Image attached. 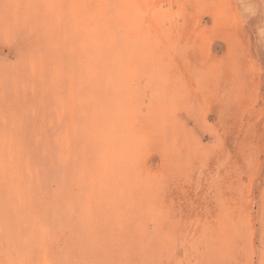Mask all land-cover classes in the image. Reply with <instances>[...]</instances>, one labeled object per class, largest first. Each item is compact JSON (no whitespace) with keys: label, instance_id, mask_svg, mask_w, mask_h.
<instances>
[{"label":"rangeland","instance_id":"374dc122","mask_svg":"<svg viewBox=\"0 0 264 264\" xmlns=\"http://www.w3.org/2000/svg\"><path fill=\"white\" fill-rule=\"evenodd\" d=\"M33 1L36 2L37 0H0V47L3 48H0V63L4 62V64H0V68L4 65L7 69V65L9 66L7 72L10 71L9 74L6 73L3 66V69H0V96L2 98L7 95L4 99L8 104L5 107L6 102L2 104L3 100H0V105H3L4 110H0V116L4 114L1 116L2 118L0 117V130H6L5 132L0 131L4 135L0 133V143L5 142L3 145L7 148L6 152L2 148L0 160L7 151H10L11 156L9 157L13 158L11 152L13 151L15 153L13 154L15 155L14 158L19 159L18 154L22 156L23 150L25 156L28 154L26 161L31 166L36 163L35 169L43 164V168L41 166V169L36 170L40 178L38 176L36 179L37 172L33 174H35L36 182L45 178L46 183L40 187L41 183L37 182V184L35 183L37 188L29 187L28 192H32L30 197L24 185L19 182L18 186L20 184L22 188L20 190H23L24 187V193L28 197H24L25 194L22 195L23 193L18 190L20 188L18 186L7 187L6 178H3L4 174L7 177L8 174L6 176V173L12 166L16 170L18 166L21 167L19 169H22V166L24 169V162L26 161L24 155L23 158L21 157L22 162L21 158L19 160H14V158L12 160L11 158L10 160L7 157L9 154L5 155L4 158H7V162L13 161V163L9 162L11 168L6 170L2 166L4 174L0 170V264H96L97 262L99 264H126L129 263L128 261H131V264H264V0H101L102 2L109 1L110 7L116 6V4L117 7H120V13L111 11L109 17L113 21L114 17L119 16L127 22L126 35L129 38L121 42L109 43L111 58L106 59L111 60L98 63L96 66L100 82L98 88L101 89L102 95H92L93 99H99L97 103H94V100L90 103L86 98L88 104L84 99L88 95V92L86 94L84 90V81L91 65L88 64V60L95 61L97 59L93 58L91 50L92 41L97 40L94 35L97 33L99 36L101 34L123 33L125 28L112 25L110 30H95L89 27L90 22L98 21L99 18L104 17L89 12L88 6H92L89 5L90 0H78L76 3V0H60L59 2L55 0L58 5H54L55 2L53 1L54 6L51 7L49 5L50 0L47 1L48 3L46 0H38L40 4L46 2L47 5L44 3L41 4V7H37L40 4L36 3L35 6L34 2L30 12L28 9H30ZM24 3H28L30 6L25 4V7ZM18 4H20V8L17 7L18 12L22 5L23 8H26L21 9L24 10L21 11L23 14L19 12L20 15H18L16 11ZM59 4L60 8L56 7ZM42 6L45 7H43L44 9H49L45 10V13H41ZM7 8L8 10H6ZM84 9L85 11H83ZM48 10L56 14L53 12L51 14ZM36 11H39L40 14H34ZM46 11L51 16L54 14L55 17L52 16V20H50L48 13L44 16ZM23 15H26L27 19L23 18ZM41 15L47 20H42ZM34 23L36 24L34 25ZM58 23L60 24L59 27L56 25ZM11 28L13 34L9 32ZM43 28H45L46 33L42 31ZM57 30L59 35L62 32L66 34L65 36L58 35L61 41L55 32ZM32 31L34 33L40 31L37 33L39 39ZM50 31L52 35L49 33ZM23 33L26 34V40L20 35ZM54 33L59 40L56 39ZM46 35H49L47 37L51 42L55 44L57 42L56 46L59 44V49L55 46L54 52L52 47V52L59 59L53 53L50 56V50L49 52L46 51L51 48L48 47L49 44L51 46L53 44L48 41ZM79 36L80 39H78ZM89 36H93V39L88 40ZM33 37L35 41H32L34 40ZM69 37L74 41L73 43L76 42L73 47H71L72 44L70 46L72 40ZM36 39L37 43L41 40V44L38 46L42 47L43 45V48L37 46ZM63 42L69 46H64ZM19 47L20 49H18ZM37 49L41 50H39L40 54ZM20 50L24 51L25 54L19 53ZM42 51L47 52L45 53L46 59H52L53 55L59 63L53 62L55 59L53 58L51 65H49L50 61H45ZM15 53L24 57L18 58ZM33 53L34 57L31 58ZM18 59L20 62L16 61ZM40 59L42 60L41 64L38 63ZM33 60L36 61L34 65ZM66 61L72 64H68ZM74 61L75 63H73ZM14 62L19 66L14 65V67ZM66 63L72 68L70 66L67 68L66 65H63V68H58V66L62 67L61 64ZM90 63L92 62L90 61ZM20 64L22 67L27 65L24 69ZM45 64L52 67L48 68ZM31 65L32 70L34 68V73L30 70ZM36 65L43 72L44 77L46 76L45 78L39 76L43 74L35 68ZM43 65L49 70L55 68L56 74L53 71L55 77L51 72L52 70L50 71L51 74L50 72L46 73L48 69L45 72L42 68ZM79 65H85L83 67L86 75L80 70L83 67L81 68ZM75 66H79L80 71L78 72L82 74L78 75L76 72L77 76L73 82L77 83L81 93L77 91L75 85H72V78L74 77L72 74L75 73H72L71 70L76 69ZM66 68L67 72L65 71ZM4 73L8 76L13 75V78L9 76L10 79ZM23 75L26 77L25 79L24 77L17 79ZM30 75L32 79H27L31 78ZM51 75L52 78L54 77L53 79L56 80L57 78L60 85L56 84L55 80L49 79ZM77 77L80 78L77 79ZM48 79L53 82L55 87L57 85L61 89H58L59 87L54 88V86L50 87ZM6 80L10 81L9 86L6 84ZM23 80L28 82L24 81L23 83ZM39 82H43L40 84L42 87L38 85ZM25 83L30 85L27 84L26 87ZM34 84H37L36 87ZM44 85H48L49 88ZM71 87L76 89V91L71 89L76 93L70 90ZM25 89L28 92L25 93L23 91ZM54 89L57 90V95L59 92V95H63L64 98L63 96L57 97ZM63 89H65V95L61 92ZM12 92L16 95L21 93L22 96H20L21 94L19 96H25V101L29 104L32 103V106L34 104L36 106L35 99H38L39 105L42 104L40 101L44 98H38L39 92H41L39 96L43 94V97H48L50 93L51 95L54 93L53 95L57 98L53 95L51 97L53 100L50 97H48L50 99L45 97L46 101L44 100L43 103L45 110L43 107L41 110L42 105H38L40 110L37 109L36 111L32 106L31 110L26 102L23 105L27 107L22 106L21 99L23 98H19L20 101L16 100L17 97ZM74 94H81L82 96H74ZM28 96H31V101L28 99L31 103L26 99ZM75 97H82V102ZM71 99L72 102H70ZM75 99L79 102H76ZM55 100L58 102L54 106L58 109L54 110L51 103H55ZM16 101L18 105L16 107H20L18 111L14 107ZM48 104L52 106L50 109L52 108L54 112H48L50 110L47 109V106L49 108ZM98 105L102 106V122L104 124L101 126L104 127V130L87 125L88 116L95 112V107ZM23 107L27 108V111ZM79 109L81 111L78 113L77 110ZM22 110L29 112V115L25 112L22 113ZM12 112L19 115H15L20 118L19 125L23 124L22 119L27 118V121H22L26 122L24 125L28 128L25 129L28 132L23 128L20 129L23 126L18 128L13 124L12 120L18 123L19 121L17 117H15L17 119H12L14 117ZM30 112L36 117L43 113L41 114L43 116H39L38 123L43 124L40 125V129L35 128L38 118H36L37 120L33 119L35 121L33 123ZM5 113L8 115V119L5 120L8 122L11 119L9 121V124L12 122L11 126L8 123L5 124L4 117L7 118ZM80 116L84 121L80 120ZM44 117L51 121L54 120L55 127H58L53 128L52 125L54 124L49 123L48 119L45 120ZM33 118L35 117L33 116ZM77 118H80L79 121ZM29 120L30 124H33L32 128L30 127L32 124L29 125ZM42 121H46L47 127ZM1 123L4 124L1 125ZM86 127L90 129L87 133ZM17 132H19L20 139L16 134ZM29 132L34 134L36 140L33 136H29ZM47 132L53 139L57 140H52ZM56 132L58 136H55ZM5 136L8 137V140ZM47 136L52 140L49 143L47 141V148L54 151L55 163L58 161L53 172L50 170L51 165L49 168V164H44L45 156L38 154L29 157L30 153L27 149L34 142H39L46 148L45 140H49ZM29 137L33 138L34 141ZM14 138L15 140L18 138L19 143H15ZM21 139L24 143H29L27 148L22 147ZM2 140L3 142H1ZM8 141L11 143L7 144ZM24 143L22 142L23 145H25ZM55 146L58 150L56 151L57 154L55 153ZM59 156L60 161L57 159ZM33 157L34 160L31 159ZM36 157L39 158L35 160ZM40 158L41 161H39ZM61 160L67 161V171H65L67 175L63 172L64 176L61 170H59L61 173L56 171L59 168L58 165L63 164ZM44 172L51 174L48 176ZM67 176L71 178L68 179ZM67 179L69 180L68 183ZM63 180L65 181L64 186L62 185L64 188H58V184H62ZM25 181L26 179H24ZM46 184L48 188H44ZM15 188L18 192L14 191ZM11 189L13 190L10 191ZM67 189L68 191H66ZM75 194L77 195L75 196ZM93 197H95L94 201L92 200ZM74 198L78 200V203ZM80 199L85 203L88 201V204ZM28 201L32 202V205ZM89 202L94 204H89ZM9 204H11L10 207ZM83 204L85 205L84 208L89 209V212V205L91 207L99 205L98 207H101L102 211L99 210L100 212L96 213L98 207L94 206L93 210L91 209V212L87 214L82 208ZM25 205H28L27 208ZM32 206H35L34 209ZM29 207L34 211L31 214L29 210V214L27 211ZM16 209L17 211H15ZM80 209H84L86 214H83V210ZM109 211L113 214L108 213ZM101 212L104 216L106 213L107 219L105 221H111L113 218V222H108L109 224L105 225L107 221L105 222L104 217L102 220L99 216ZM14 213L15 215L18 214L15 216ZM114 213L116 219L113 217ZM82 214L84 219H82ZM107 214L112 218L110 219ZM88 216H94L91 217L94 220L100 218L97 220L102 226V221H104V227L102 228L100 224L94 221L95 226L91 222V218L87 219ZM81 219L84 221L87 219L89 225L83 221L85 225L83 227ZM78 221L82 223L81 226ZM110 224L114 229L110 228ZM115 224L117 230H125L124 226H126L127 233H130L129 229L134 231V233L131 232L133 235L130 233L133 237L125 232L127 235L124 234L128 237L125 240L127 241L129 238L135 242L137 240V244L134 243L132 246L133 242L130 240L127 242L130 241L131 245L125 240V242L119 240L125 235H121L123 234L121 230L119 232L115 230L116 227H113ZM165 224L168 227L166 230ZM99 226L102 231L110 228L107 229L108 231L106 230L107 232H103L109 236L103 235ZM14 228L16 231L12 233ZM89 228H93V232L96 230L94 232L95 238ZM44 230L46 231L44 232ZM88 230L91 235L86 233ZM166 231L171 235H167ZM117 232L120 237L117 236ZM98 233L101 240L97 236ZM81 235H83V239L86 237L90 239L91 237L93 240L95 239L94 241L98 240L101 243L99 245L95 242L97 244L95 246V244L93 245L94 241H92L93 243L90 241L91 243L88 244L90 248L87 244L85 245L89 240L85 239L82 242ZM113 235L116 236L112 239ZM134 236L138 239H135ZM119 242L124 243L120 244ZM110 243L113 247L115 246V249ZM80 244L86 246V249L84 246L82 249ZM119 245L122 247L124 245L127 249L131 246L132 248L128 251L129 249L127 250L125 247L127 251H124L123 247V250L119 251L122 249V247H118ZM198 245H200V249ZM163 246L165 250H163L164 248L162 250L166 254H162V250L157 251L159 247ZM96 247L108 250L105 253ZM139 247L140 250L136 253L138 255L136 257L134 253ZM88 250L93 251L95 257ZM117 250L121 255L116 253ZM98 251H101L100 254ZM153 251L159 252L160 256L154 255ZM143 252L145 255H142ZM132 253V256L137 259L131 256ZM140 254L144 256V259L140 258L138 261L140 263H138ZM103 255L108 258L105 257L104 259ZM152 255L156 258L152 259ZM97 260H100L101 263Z\"/></svg>","mask_w":264,"mask_h":264},{"label":"bare ground","instance_id":"6f19581e","mask_svg":"<svg viewBox=\"0 0 264 264\" xmlns=\"http://www.w3.org/2000/svg\"><path fill=\"white\" fill-rule=\"evenodd\" d=\"M1 1H2V0H1ZM14 1H15V0H14ZM16 1H17V0H16ZM21 1H22V0H21ZM28 1H29V0H28ZM42 1H44V0H42ZM47 1H48V0H46V2H47ZM53 1H54L55 3H54ZM59 1H60V0H58L57 2H59ZM77 1H78V0H76L75 3H76ZM90 1H91V2H90ZM90 1H89V2H90L89 5H92V6H88V9L90 8V11H89V12H90L91 14H93V13H94V14H99V15H102V16H104V17L99 18L98 21L90 22V23H89V27H91V28H93V29H95V30H107V29L110 30V28L112 27V25H114V26H116V27H119V28H121V27L125 28V29L123 30V33H118V34H113V35H112V34H109V35H107V34H101L100 36H99L98 33H97V35H94V37L97 38V40H93V41H92L93 46H92V49H91V50H92V53H93V56H94L93 58H97V59H95V61H94V60H90L92 63H90V61L88 60V62H89L88 64H91V65H90V66L88 65V66H89V70H88V72H87V77H85V81H84V83H85V84H84V85H85L84 90H85L86 94H87V92H88V95L85 94L86 97L84 96V97H85L84 99H85L86 101H87V99H88L90 103L93 102V100H94V103H97L99 99H93L92 95L99 96V95H102V93H101V89L98 88V87L100 86V82H99V80H98V76H97V68H96V66H97L98 63H101V62H104V61H107V60H111V59H106V58H111V52H110V50H109V43H111V42H121V41L127 40L129 37L126 35V30H127V26H128V25H127V22H125V20H123V19H122L121 17H119V16H118V17H117V16L114 17V20H113V21H112V20L110 19V17H109V14H110L111 11L116 12V13H120V12H121V11L119 10L120 7H119V6L117 7V4H116V6H112V7H110V3H109V1H111V0H109L108 2H106V1H105V2H102L101 0H90ZM113 1H114V0H113ZM3 2H4V1H3ZM3 2H2V3H3ZM7 2H8V1H7ZM7 2H6V3H7ZM34 2H35V1L31 2V6H30L28 3H24V6H25V7H26L27 4H28L27 6H30V9H28V11H30V10H31V7L34 6V5H32V3H34ZM46 2H44V3L47 5L48 2H47V3H46ZM52 2L54 3V5L57 4V2H56L55 0H52V1L50 0V2H49L50 7H51V6H54V5L52 4ZM80 2H81V1H80ZM80 2H79V3H80ZM6 3H5V4H6ZM8 3H10V2H8ZM29 3H30V2H29ZM36 3H37V4L39 3L38 0L34 3L35 6H36ZM44 3H43V4H44ZM50 3H51L52 5H51ZM72 3H73V2H72ZM15 4H16V2H15ZM25 4H26V5H25ZM39 4H40V3H39ZM41 4H42V3H41ZM41 4H40V6H37V7H41ZM43 4H42V5H43ZM77 4H78V3H77ZM1 5H2V4H1ZM3 5H4V4H3ZM10 5H11V3H10ZM10 5H9V6H10ZM19 5H20V4L16 5V11H17L18 15H20L19 12L22 13L21 11H24V10H21V9H26L25 7L23 8V5H22V6H21V9H20L19 12H18L17 7L20 8ZM49 5H48V6H49ZM57 5H58V4H57ZM78 5H79V4H78ZM87 5H88V3H87ZM113 5H115V4H113ZM48 6H47V7H48ZM67 6H68V5H67ZM6 7H7V6H6ZM6 7H5V8H6ZM11 7H12V6H11ZM13 7H14V6H13ZM43 7H44V6H42L41 10L39 9V10L41 11V13H45V10L49 9V8H47V7H46L47 9H44L45 7H44V8H43ZM56 7H59V8H60V4H59V6H56ZM74 7H75V6H74ZM5 8H3V9H5ZM8 8H9V7H8ZM8 8H7L6 10H8ZM28 8H29V7H28ZM33 8H34V7H33ZM53 8L55 9V7H53ZM68 8H69V7H68ZM78 8H80V7L78 6ZM42 9H44V10H42ZM37 10H38V8H37ZM52 10H53V9H52ZM55 10H56V9H55ZM74 10H76V9H74ZM78 10H79V9H78ZM78 10H77V12H78ZM25 11H27V10H25ZM34 11H35V10H34ZM42 11H44V12H42ZM48 11H49V10H48ZM48 11H46V14H44V16L47 15V13H48V15H50L49 12H50L51 14H52V12H53V11L51 12V10H50L49 12H48ZM57 11H58V9H57ZM83 11H85V9H84ZM30 12H31V11H30ZM30 12H29V13H30ZM68 12H69V11H68ZM68 12H67V14H68ZM86 12H87V11H86ZM14 13H15V12H14ZM24 13H25V12H24ZM36 13H39V11H36L34 14H36ZM53 13H54V12H53ZM73 13H74V12H73ZM22 14H23V13H22ZM39 14H40V13H39ZM54 14H56V13H54ZM54 14H53L52 16H54ZM57 15H58V12H57ZM7 16H8V15H7ZM25 16H26V15H23V18H26V19H27V17H25ZM27 16H28V15H27ZM44 16H43V18H42V15H41L42 20L45 19ZM52 16H51V15L49 16L50 20H52ZM2 17H3V16H2ZM9 17H10V16H9ZM9 17L7 18V20L9 19ZM14 17H15V16H14ZM20 17H21V16H20ZM54 17H55V16H54ZM11 18H12V17H11ZM49 18H48V19H49ZM13 19H14V18H13ZM37 19H39V18H37ZM65 19H66V18H65ZM67 19H68V18H67ZM72 19H73V18H72ZM46 20H47V18L45 19V21H46ZM32 21H33V20H32ZM39 21H41V19H39ZM48 21H49V20H48ZM58 21H59V20H58ZM61 21L63 22L62 19H61ZM61 21H59V22H61ZM8 22H9V21H8ZM36 22H37V21H36ZM67 22H68V21H67ZM67 22H66V23H67ZM38 23H39V22H38ZM8 24H9V23H8ZM35 24H36V23H34V25H35ZM28 25H29V24H28ZM50 25H53V24H50ZM56 25H58V27H59L60 24L58 23V24H56ZM87 25H88V24H87ZM15 26H16V25H15ZM40 26H41V25H40ZM80 26L83 27L82 24H80ZM33 27H34V26H33ZM87 27H88V26H87ZM89 27H88V28H89ZM17 28H18V27H17ZM37 28H38V27H37ZM50 28H51V26H50ZM14 29H15V27L13 28V30H14ZM22 29H23V28H22ZM44 29H45V28L42 29L43 32L45 31ZM128 29H129V28H128ZM9 30H10L9 32H11L12 28L9 29ZM48 30H52V29H48ZM109 30H108V31H109ZM16 31L20 32L19 30H16ZM40 31H41V30H40ZM40 31H37V33H38V32L40 33ZM6 32H7V31H5V33H6ZM12 32H13V31H12ZM12 32H11V34H13ZM14 32H15V31H14ZM32 32H33V31H32ZM55 32L57 33V36L60 34V33H58V32H59L58 30L55 31ZM33 33H34V32H33ZM37 33H34V35H36V37H37V35H38ZM45 33H46V31H45ZM49 33H51V31H50ZM49 33H48V34H49ZM3 34H4V33H3ZM7 34H9V33L7 32ZM20 35H22V38H23V37L25 38V35H26V34L24 35V33H23V34H20ZM27 35H28V34H27ZM30 35H31V32H30ZM43 35H45V34H43ZM51 35H52V33H51ZM61 35H64V36H65L66 34H63V32H62ZM61 35H59V36H61ZM5 36H6V35H5ZM10 36H11V35H10ZM15 36H16V35H15ZM31 36H32V35H31ZM39 36H40V35H39ZM47 36L49 37V35H46V37H47ZM54 36H56L55 33H54ZM57 36H56V39L59 40V39L57 38ZM59 36H58V37H59ZM8 37H9V36H8ZM44 37H45V36H44ZM48 37H47V38H48ZM66 37H67V36H66ZM99 37H100V38H99ZM5 38H7V37H5ZM27 38H28V36H27ZM33 38H34V37H33ZM59 38H60V37H59ZM69 38H70V37H69ZM69 38H67V39H69ZM88 38H89L88 40H92V39H93V36H89ZM102 38H103V39H102ZM13 39H14V38H13ZM37 39H39V37H37ZM37 39H36V44H37V46H38V44H41V43H40L41 40H39V43H37ZM53 39H55V38H53ZM70 39H71V38H70ZM78 39H80V36L78 37ZM1 40H2V39H1ZM4 40H5V39H4ZM24 40H26V38H25ZM42 40H43V36H42ZM62 40H63V37H62ZM71 40H72V39H71ZM28 41H29V38H28ZM28 41H26V42H28ZM32 41H35V38H34V40H32ZM43 41H44V40H43ZM43 41H42V42H43ZM48 41H49L50 43H53V42L50 41L49 38H48ZM48 41L46 40V43H47ZM52 41H53V40H52ZM60 41H61V38H60ZM60 41H58V42L60 43ZM0 42H1V41H0ZM69 42H71V41H69ZM73 42H74V41L72 40V43H70V46H71V44H72L71 47H73L74 44L76 43V42H75V43H73ZM78 42H79V41H78ZM29 43H30V42H29ZM29 43H27V44H29ZM63 43H64V46H65V45H68V44L65 43V42H63ZM0 44H1V43H0ZM34 44H35V43H34ZM36 44H35V45H36ZM48 44H49V43H48ZM54 44H55V43H53L52 46H51V44H49L48 47H51V48H49L48 50H46V48H45V50L48 51V52H49V50H50V52H49V53H50V56H51V53L54 52V49H56V48H54V47L56 46L57 42H56L55 45H54ZM3 45H4V43H3ZM44 45H45V43H44ZM68 46H69V45H68ZM30 47H31V46H30ZM38 47H40V45H39ZM38 47H37V48H38ZM43 47H44V46L42 45V47H40V48H43ZM52 47H53V52H52ZM56 47H58V49H59V44H58ZM0 48H1V47H0ZM23 48H24V47H23ZM1 49H3V48H1ZM1 49H0V51H1ZM4 49H5V48H4ZM18 49H20V47H19ZM26 49H27V47H26ZM35 49H36V47H35ZM27 50H28V49H27ZM37 50H38L37 52H39V54H40V53H41V52H40L41 50H40V49H37ZM39 50H40V51H39ZM73 50H74V49H73ZM73 50H72V51H73ZM16 51H17V50H16ZM46 51H45V52L42 51V54H43V52H44L43 57H45V53H47ZM58 51H59V50H58ZM58 51H57V52H58ZM18 52L21 53V54H25L24 51H21V50L18 51ZM27 52L29 53V51H26V53H27ZM59 52H60V51H59ZM59 52H58V53H59ZM70 52H71V48H70ZM19 53H18L19 56L17 55V53H15V56L17 55L16 57H18V58L21 57ZM49 53H48V54H49ZM71 53H72V52H71ZM53 55H55V53H53ZM53 55H52L53 58H55V57L57 56V55H55V57H54ZM72 55H73V53H72ZM0 56H1V55H0ZM32 56L34 57V53L31 54L30 57L32 58ZM46 56H47V55H46ZM64 56H65V53H64ZM2 57L5 58L4 55H2ZM23 57H24V56H23ZM23 57H21V58H23ZM26 57H27V55H26ZM26 57H25V58H26ZM28 57H29V55H28ZM36 57H37V56H36ZM36 57H35V58H36ZM57 57H58V56H57ZM37 58H38V57H37ZM47 58H48V56H47ZM53 58H52V59L49 58L50 60H48V59H46V57H45V61H46V60H47L48 62L50 61V62H49V65H51ZM27 59H28V58H27ZM33 59H34V58H33ZM41 59H42V58H41ZM41 59H40V61L38 62L39 64H41L40 62H42ZM56 59H57V58H55V59L53 60V62H58V63H59V61H58V60L56 61ZM58 59H59V57H58ZM2 60H3V58H2ZM28 60H32V59H28ZM38 60H39V59H38ZM77 60H78V59H77ZM4 61H5V59H4ZM8 61H9V60H8ZM16 61H19V59L16 60ZM23 61H24V60H23ZM23 61L21 62L22 64H23ZM63 61H64V60H63ZM85 61L87 62V60H85ZM93 61H94V62H93ZM5 62H7V61H5ZM19 62H20V61H19ZM66 62H67L68 64H69V63L72 64L71 62H68V61H66ZM14 63H15V62H14ZM14 63H13V66H14V65H18V64H16V63H15V64H14ZM34 63L36 64V61L33 60V65H34ZM67 63H66V64H61L60 66H62V67H59V66H58V68H63V67H64L63 65H66V67L68 68L70 65H68ZM73 63H75V61H74ZM83 63H85V62H83ZM0 64H4V62H1ZM9 64H10V63H9ZM47 64H48V63H47ZM47 64H45V65L47 66ZM85 64H86V63H85ZM25 65H27V64H25ZM25 65H24V67H25ZM67 65H68V66H67ZM74 65H75V64H74ZM2 66L4 67V69H6L4 65H2ZM2 66H1V68L3 69ZM18 66H19V65H18ZM20 66H21V64H20ZM28 66H29V65H28ZM37 66H38V65H36L35 68L39 70V68H37ZM46 66H44V65L42 66V68L45 70V72H46V69L52 67V66H47V67H48V68H47ZM79 66L82 68V67L85 66V65H83V66L79 65ZM79 66H78V67H79ZM86 66H87V65H86ZM6 67L9 68V66H7V65H6ZM11 67H12V65H11ZM14 67H15V66H14ZM14 67H12V68L14 69ZM16 67H17V66H16ZM21 67H22V66H21ZM24 67H22V68H24ZM45 67H46V68H45ZM53 67H55V66H53ZM70 67H71V66H70ZM75 67H76L77 71H76L75 68H74L75 70H74V69L71 70V71H73L72 73H75V74H72V73L70 72V73L74 76V77L72 78V79H73V80H72V83H73V84L70 83V82H69V83L72 84V85H75L76 88H77V91H79L80 88L78 89V85H77V83H76V82L74 83L73 81H74V78L77 76V75H76V74H77L76 72H78V71H80V70H82V72H84V67H83L82 69H80V70H79V68H78L77 66H75ZM1 68H0V69H1ZM8 68L6 69V73L9 74L10 71L7 72ZM67 68L65 69L66 72H67ZM71 68H72V67H71ZM85 68H86V67H85ZM2 69H1V70H2ZM10 69H11V68H10ZM18 69H19V68H18ZM18 69H17V71H18ZM24 69H25V68H24ZM28 69H29V68H28ZM28 69H27V70H28ZM11 70H12V69H11ZM30 70H32V65H31V69H30ZM33 70H34V68H33ZM33 70H32V73H34ZM48 70H49V69H48ZM48 70H47L46 73H49L51 70H52V71H51L52 74H53V71H54V73H55V68H54V70H53V69H51V70H49V71H48ZM21 71H22V70H21ZM39 71L41 72V74H43V72H42L41 70H39ZM4 72H5V71H4ZM22 72H23V71H22ZM51 72H50V74H51ZM23 73H24V72H23ZM80 73H81V72H78V75H79ZM4 74H5V73H4ZM11 74H12V73H11ZM19 74H20V72H19ZM50 74H49V75H50ZM55 74H56V73H55ZM81 74H82V73H81ZM83 74H85V72H84ZM26 75H27V74H26ZM34 75H36V74H34ZM85 75H86V74H85ZM85 75H82V76L84 77ZM5 76H8V75L5 74ZM9 76H11V78H13V77H12L13 75H9ZM9 76H8V77H9ZM27 76H28V75H27ZM32 76H33V75H32ZM39 76H43V77H44V74H43V75H39ZM53 76H54V74H53ZM8 77H7V79H8ZM22 77H24V79L26 78V77L23 75V76H21L20 78L17 77V79H18V80H19V79H23ZM30 77H31V75H30ZM35 77H36V76H35ZM43 77H40V78L43 79ZM45 77H46V76H45ZM45 77H44V78H45ZM47 77H49V76H47ZM54 77H55V76H54ZM54 77H53V78H54ZM9 78H10V77H9ZM11 78H10V79H11ZM51 78H52V75L49 77V79H50L51 81H54V80H55V79H53V78L51 79ZM70 78H71V77H70ZM79 78H80V77H79ZM79 78L77 77V79H79ZM5 79H6V78H5ZM17 79H16V81H17ZM27 79H32V77H31V78H27ZM34 79H35V78H34ZM49 79H48V81H50ZM35 80H36V79H35ZM38 80L41 81L39 78H38ZM43 80H45V79H43ZM46 80H47V79H46ZM1 81H2V80H1ZM11 81H12V80H11ZM16 81H15V82H16ZM24 81H27V80H23V83H24ZM48 81H47V83H49ZM51 81H50V87H51V86H54V88L59 87L58 89H61L60 86H57V85H56V87H55V85H53V84H52L53 82H51ZM55 81H56V82H55L56 84L60 85V83H58L57 78H56ZM60 81H61V79H60ZM76 81H77V80H76ZM6 82H7L6 84L9 86V85H10V83H9L10 81H9V80H8V81L6 80ZM27 82H28V81H27ZM34 82L36 83L37 81H34ZM77 82L79 83V81H77ZM31 83H32V82H31ZM42 83H43V82H42ZM42 83L39 82L38 85H40V84H42ZM47 83L45 82V84H47ZM55 83H54V84H55ZM64 83H65V82H64ZM0 84H1V83H0ZM20 84H21V83H20ZM25 84H26V83H25ZM27 84H29V83H27ZM27 84H26V87H27ZM12 85H13V83H12ZM18 85H19V84H18ZM18 85H17V86H18ZM22 85H24V84H22ZM22 85H21V86H22ZM29 85H30V84H29ZM31 85H32V84H31ZM34 85H35V87H36L37 84H34ZM3 86H4V85H3ZM3 86H2V87H3ZM15 86H16V85H15ZM40 86H41V85H40ZM44 86H46V85H44ZM64 86H65V85H64ZM80 86H81V85H80ZM5 87H6V86H5ZM22 87H23V86H22ZM41 87H42V86H41ZM46 87L49 88L48 85H47ZM62 87H63V86H62ZM37 89H38V87H37ZM65 89H66V88H65ZM65 89H63V90L61 91L64 95H65V91H64ZM71 89H74V87H73V88L71 87L70 90H71ZM81 89H82V88H81ZM26 90H27V89H25V90H23V91H25V93H26V92H28V91H26ZM35 90H36V88H35ZM38 90H39V89H38ZM46 90H48V89L46 88ZM46 90H45V91H46ZM50 90H51V89H50ZM50 90H49V91H50ZM74 90L76 91V89H74ZM74 90H71V91H72V92H75ZM4 91H5V90H4ZM8 91H9V90H8ZM20 91H21V90H20ZM23 91H22V92H23ZM43 91H44V90H43ZM43 91H42V93H43ZM53 91H54V93L57 95V93H56L57 90L54 89ZM59 91H60V90H59ZM71 91H70V92H71ZM2 92H3V91H2ZM13 92H14V91H13ZM13 92H12V94H14ZM51 92H52V90H51ZM61 92H60V93H61ZM70 92H68V93H70ZM7 93H8V92H7ZM17 93H18V91H17ZM29 93H30V92H29ZM35 93H36V96H37V90H36ZM35 93H34V94H35ZM39 93L41 94V92H39ZM39 93H38V94H39ZM45 93H47V92H45ZM54 93H53V94H54ZM62 93H61V94H62ZM75 93H76V92H75ZM77 93H78V92H77ZM79 93H81V92L79 91ZM99 93H101V94H99ZM10 94H11V93H10ZM20 94H21V93L17 94L18 96H17L16 94H14V95H16V97H17L16 100H18L19 98H20V99L23 98L24 101H22L23 99H21L22 106H24L23 104H24V102H26L27 104H26V103H25V104H26L27 106H29L31 110H32V108H33V109L35 108L36 111H37V109L40 110V109H39V106H40V105H42V106H41V110H43V108H44V107H43V106H44L43 103L46 101V99H50V98L52 97V95H53V94L51 95V93H50L51 96H50V95L48 96V97H50V98H48L47 96H45V97H46V99H45V97H43V94H44V93H43L41 96H39V95H40V94H39V95H38V98H41V99L44 98L45 101L40 99V100H41L40 102H41L42 104L39 105L38 99H35L34 102H36V106H35V104L33 103V104H34L33 106H35V107H33V106H32V103L30 102V101H31L30 98H31L32 95H31V96H28L29 98H28V97L26 98L27 100H28V99L30 100V101L28 100V101L31 103V104H29L27 101H25V98H24L25 96H24V97H20V96H22V94H21V95H20ZM27 94H28V93H27ZM32 94H33V92H32ZM47 94H48V93H47ZM14 95H13V97H14ZM19 95H20V96H19ZM23 95H24V94H23ZM44 95H45V94H44ZM68 95H69V94H68ZM80 95H81V94H79V95H78V94H76V95L74 94V96H80ZM33 96H34V95H33ZM59 96H61V95H59V92H58L57 97H59ZM62 96H63V95H62ZM62 96H61V97H62ZM69 96H70V95H69ZM81 96H82V95H81ZM88 96H89V97H88ZM6 97H7V95H5V97H2V98H1V96H0V100H1V99L3 100V101H2V104H3V102H6V101H5L6 99H4V98H6ZM53 97H55V95H53ZM57 97H55V98H57ZM61 97H59V98H61ZM9 98H11V97H9ZM14 98H15V97H14ZM63 98H64V96H63ZM70 98H71V97H70ZM75 98H77V97H75ZM81 98H82V97H79V98H77V99H78L79 101H81V100H82ZM86 98H87V99H86ZM32 99H34V98L32 97ZM51 99H52V98H51ZM77 99H75L76 102L78 101ZM12 100H13V99H12ZM36 100H37V101H36ZM52 100H53V99H52ZM65 100H66V99H65ZM13 101H15V100H13ZM18 101H20V100H18ZM47 101H48V100H47ZM69 101H70V100H69ZM79 101H78V102H79ZM11 102H12V101H11ZM21 102H18V104H21ZM37 102H38V103H37ZM53 102H54V101H53ZM57 102H58L57 100H55V103H53V104L50 102L51 105H53V107H54L53 109H54V110H55V109H58L57 107L55 108V106H54V105H57ZM70 102H72V99H71ZM81 102H82V101H81ZM14 103H15V102H14ZM66 103H67V101H66ZM84 103H85V102H84ZM6 104H7V102H6ZM15 104H16V105L14 106V107H15V110H17V111L20 110V107H16V106H18V105H17V101H16ZM28 104H29V105H28ZM77 104H78V103H77ZM81 104H82V103H81ZM87 104H88V101H87ZM4 105H5V104H4ZM38 105H39V106H38ZM48 105H49V108H48V106H47V109H50V106H51V105H50V104H48ZM73 105H74V104H73ZM2 106H3V105H0V110L4 111ZM6 106H8V104L5 105V107H6ZM19 106H20V105H19ZM27 106H24V107H27ZM31 106H32V108H31ZM70 106H71V105H70ZM78 106H79V105H78ZM24 107H23V109L27 111V108H24ZM42 107H43V108H42ZM51 107H52V106H51ZM67 108H68V107H67ZM71 108H72V107H71ZM35 109H34V110H35ZM24 110H22V113L25 112ZM28 110H29V109H28ZM31 110H30V111H31ZM44 110H45V108H44ZM54 110L52 111V108H51L50 110H48V112H49V113H50L51 111L54 112ZM9 111H10V110H9ZM77 111H78V113H79V111H81V109H79V110H77ZM20 112H21V111H20ZM40 112H43V111H40ZM40 112H38V113H40ZM55 112H56V111H55ZM82 112H83V109H82ZM175 112H176V111H175ZM2 113H3V112H2ZM12 113H13V112H12ZM14 113H15V112H14ZM14 113H13L14 117H13L12 119H17L18 117L15 116V115H18V114H17V113L14 114ZM25 113L28 114L29 112H28V113L25 112ZM78 113H77V115H78ZM5 114H6V113H5ZM30 114H31V112H30ZM41 114H43V113H40L39 116H40ZM2 115H4V114H2ZM2 115H1V116H2ZM6 115H7V114H6ZM28 115H29V114H28ZM31 115H32V114H31ZM46 115H47V114H46ZM52 115H53V114H52ZM80 115H81V114H80ZM1 116H0V117H1ZM18 116H19V115H18ZM33 116H34L35 118H33ZM39 116L36 117L35 114L31 116V117H32V121H33V123L35 122L33 119L38 118V121H36V122H37V123H36V127H35L36 129H40V127L43 125V124L38 123V122H39V119H40ZM41 116H43V115H41ZM9 117H10V116H9ZM15 117H17V118H15ZM29 117H30V116H29ZM45 117H46V116H45ZM45 117H44V118H45ZM53 117H54V116H53ZM80 117H81V116H80ZM83 117H84V116H83ZM88 117H89V122L87 123L88 126H90V127H94V126H96L97 129H99V130H100V129H101V130H104V127L101 126V125L104 124V122H102V120H103V116H102V106H99V105L96 106V107H95V112H94L92 115L88 116ZM1 118H2V117H1ZM10 118H11V117H10ZM22 118H23V117H22ZM49 118H50V117H49ZM5 119H8V115H7V118L4 117V120H5ZM19 119H20V118H18L17 120L19 121ZM26 119H27V118H26ZM26 119H22V120L27 121ZM30 119H31V118H30ZM42 119H43V117L41 118V120H42ZM47 119H48V118H47ZM47 119L45 118V120H47ZM79 119H80V118H77V121H79ZM10 120H11V119H10ZM10 120H8V122H7V120H5V121H6L5 124H7V123L9 124V121H10ZM22 120H21V122H23L22 125H19V124H20V121H19V123H18L17 121H13V120H12V122H13V124H15V126H17L18 128H19V126H20V127L23 126V127H21L20 129L23 128V129L25 130V129L27 128V127H25V125H24L26 122L24 123V121H22ZM36 120H37V119H36ZM49 120H50V119H48V122H49V123L52 122V123L54 124V125H52V123H51V125L54 126L53 128L58 127V126L55 127V123L53 122L54 120H52V121H51V120L49 121ZM80 120L82 121L83 118L81 117ZM32 121H31V122H32ZM83 121H84V120H83ZM1 122H2V120H1ZM12 122H11V123H12ZM15 122H16V123H15ZM45 122H46V121H42V123H44V125L46 126V123H45ZM11 123H10V124H11ZM17 123H18V124H17ZM2 124H4V123H1V125H2ZM10 124H9V125H10ZM31 124H32V123H31ZM31 124H30V120H29V125H31ZM38 124H39V125H38ZM37 125H38L39 127H38ZM40 125H41V126H40ZM10 126H11V125H10ZM26 126H27V125H26ZM32 126H33V124H32L30 127L32 128ZM34 126H35V125H34ZM46 127H47V126H46ZM50 127H51V126H50ZM6 128H7V127H6ZM6 128H5V129H6ZM8 128H9V127H8ZM9 129H10V128H9ZM27 129H28V128H27ZM29 129H30V128H29ZM33 129H34V127H33ZM33 129H32V130H33ZM43 129H44V128H43ZM45 130H46V129H45ZM45 130H44V131H45ZM48 130L50 131V129H48ZM53 130H56V129H53ZM86 130H87L86 133H87L88 131H90L89 127H86ZM0 131L5 132L6 130H0ZM10 131H11V130H10ZM25 131H26V130H25ZM34 131H37V130H34ZM34 131H32V132L35 133ZM60 131H61V130H60ZM26 132H28V131H26ZM26 132H25V133H26ZM32 132H29V133H30L29 136H33V135H34V134H31ZM38 132H39V131H37V133H38ZM0 133H1V132H0ZM8 133H9V132H8ZM21 133H22V132H21ZM47 133L49 134V132H47ZM1 134H2V133H1ZM4 134L6 135V133H4ZM10 134H11V132H10ZM10 134H9V135H10ZM16 134L18 135L19 132H17ZM48 134H47V135H48ZM51 134H52V133H51ZM2 135H3V134H2ZM2 135H1V137H2ZM3 136H4V135H3ZM11 136L13 137L12 134H11ZM18 136H19V135H18ZM48 136H50V138H52L50 134H49ZM48 136H47V137H48ZM55 136H58V135H57V132H56V135H55ZM5 137H6V136H5ZM12 137H11V138H12ZM24 137H25V135H24ZM33 137H34V139H35V136H33ZM40 137H41V136H40ZM43 137H44V136H43ZM3 138H4V137H3ZM6 138H7V140H8V137H6ZM21 138H23V137H21ZM19 139H20V136H19ZM23 139H24V138H23ZM26 139H27V137H26ZM29 139H31V138L29 137ZM32 139H33V138H32ZM32 139H31V140H32ZM44 139H45V137H44ZM46 139H47V138H46ZM48 139H49V137H48ZM54 139H55V138H54ZM54 139L52 138V140H54ZM7 140H6V141H7ZM21 140H22V139H21ZM24 140H25V139H24ZM35 140H36V139H35ZM52 140L49 139V140H45V141H46V143H47V141H48V143H49V141L52 142ZM56 140H57V139H55L54 141H56ZM16 141H17V142H16ZM18 141H19L18 138H17V140H15V138H14V142H15V143H19ZM32 141H34V140H32ZM45 141H44V142H45ZM1 142H3V140H2ZM22 142L24 143L23 140H22ZM22 142H20V144L22 145L23 148H27V147L29 146V145L27 146V144H29V143L26 142V143H24L25 145H23ZM44 142H43V143H44ZM9 143H11V142L8 141L7 144H9ZM15 143H14V145H15ZM48 143H47V145H46V148H44L45 146H44L43 144H41V143H39V142H37V143L34 142V144H33L32 146L30 145L27 149H28V151H29V153H30L29 157H32V156H34V155H38V154H39V155L41 154L43 157L45 156L44 164H47V165L49 164L48 167L51 165V166H50V167H51L50 170H52L51 172H53V170L56 169V164L58 163V161H57V163H55L56 160H54L53 158L56 157V156H55V154H54V151H50L49 148H47V147H48ZM3 144H5V142H3ZM3 144L0 143V147H1L0 152L2 151V148H4V150H5V152H6V149H7V148H6V146H4ZM51 144L54 145V143H51ZM55 144H56V142H55ZM14 145H12V147H14ZM21 145H18V146L21 147ZM26 146H27V147H26ZM56 146H57V145H56ZM56 146H55V149H56V150H55V153L57 154L56 151H58V150H57ZM49 147H50V145H49ZM23 148H22V149H23ZM50 148H51V147H50ZM58 148H59V147H58ZM27 149H26V150H27ZM52 149H53V148H52ZM5 152H3V153H5ZM8 152H9V153H8ZM11 152H12V156H13V158H14L15 155H13V154H15V153H14L13 151H11ZM19 152H20V151H18V153H19ZM20 153H21V152H20ZM52 153H53L54 155H53ZM8 154H9V155H8ZM22 154L24 155V156H23V155H22V156L25 158L24 160L26 161V156H27L28 154L25 156V154L23 153V150H22ZM5 155H8L7 157L11 160L12 157H9V156H11V155H10V151H7V153H6ZM5 155H2V156L5 157ZM31 155H32V156H31ZM19 156H20V157H19ZM22 156H21L20 154H18V158H19V159H20ZM4 157H2V160H0V166H1V167H0V170L2 171V172L0 171L1 173L4 172V170H2V169L5 168V170H6V169L11 168V165H10L9 162H12V163H13V161H9V162H7V158H4ZM23 157H22V158H23ZM27 157H28V156H27ZM177 157H178V156H177ZM0 158H1V157H0ZM13 158H12V160H13ZM22 158H21V162H22ZM37 158H39V157H36L35 160H36ZM15 159H17V158H14V160H15ZM19 159H17V160H19ZM28 159H30V158H28ZM31 159L34 160V157L31 158ZM31 159H30V160H31ZM57 159H59V161H60V156H59V158H57ZM179 160H180V158H179ZM179 160H177V161H179ZM39 161H41V158L39 159ZM45 161H46V162H45ZM14 162H15V161H14ZM21 162H20V164H21ZM183 162H184V161H183ZM8 163H9V164H8ZM17 163H18V162H17ZM61 163H63V164H59V165H58L59 168H57L56 171H58L59 173H61V172L59 171V170H61V171H62V175L64 176L65 171H67V170H66V167H67V161L64 162V161L61 160ZM179 164L181 165L180 162H179ZM179 164H178V165H179ZM14 165H15V164H14ZM17 165H19V164H17ZM24 165H25V166H24V169H23V166H22V169H19V168H21V167L18 166V167H17V170H16L15 167L12 166V168H13L14 170H11L12 168L9 169L8 173H6V176H7V174H8L7 177H5V174H4L5 172L3 173V174H4V177H3V174H1V175H2L1 177L6 178L7 187H8V186H10V188H11V187H16V186H18V182H19L20 184H23V185H24V187L26 188L25 190H26L27 192H28L27 189H28L29 187H31V188H37V185H35V183L37 184V182H40V183H41V184H40V187H42V186L46 183V179L43 178L42 180L40 179L39 181L36 182V180H35L34 177H35V174H36L35 172H37L36 170H37L38 168H40L43 164H41V166L38 167L37 169H35V168L37 167L36 163L33 164L35 167H34L33 165L31 166V164H29L28 161L24 162ZM2 166H3L4 168H2ZM50 167H49V168H50ZM41 168H43V166H42ZM41 168H40V169H41ZM49 168H48V169H49ZM45 169H46V167H45ZM38 170H39V169H38ZM50 170H49V171H50ZM16 171H18V172H16ZM20 171L22 172L21 175H20V173H21ZM58 172H57V173H58ZM63 172H64V174H63ZM14 173H15V174H14ZM33 173H35V174H33ZM44 173H46V172H44ZM44 173H43V174H44ZM54 173H56V172H54ZM57 173H56V174H57ZM12 174H13V175H12ZM46 174L49 176L51 173L48 172V173H46ZM52 174H53V173H52ZM79 174H80V173H79ZM9 175H12V176H11L12 178L9 177ZM36 175H37V176H36V179H37L38 176H39V173L37 172ZM41 175H42V173H41ZM44 175H45V174H44ZM65 175H67V174H65ZM76 175H77V174H76V172H75V176H76ZM80 175H81V174H80ZM45 176H46V175H45ZM42 177H43V176H42ZM46 177H47V176H46ZM51 177H52V175L50 176V178H51ZM61 177H62V176H61ZM61 177H60V178H61ZM76 177H77V176H76ZM8 178H9V179H8ZM10 178H11V179H10ZM39 178H40V176H39ZM67 178L70 179L71 177L69 178V177L67 176ZM1 179H2V178H1ZM12 179H13L15 182H14ZM24 179H26L25 182H24ZM68 179H67V180H68ZM47 180H48V179H47ZM20 181H21V182H20ZM57 181H59V180L57 179ZM63 181H64V180H63ZM68 182H69V180L67 181V183H68ZM61 183H62V184H60V185L58 184V186H59L58 188H64V187H63V186H64L63 183H65V181H64V182H61ZM20 184H19L18 187L21 186ZM62 185H63V186H62ZM47 186H48V185L46 184V186H44V188H46ZM24 187H23V190H20V189H22L21 187L18 189V190L22 191L23 194H22V193H21V194H22L23 196H24V194H25V193H24V192H25V191H24ZM40 187H38V188H40ZM47 188H48V187H47ZM6 189H7V188H6ZM41 189H43V188H41ZM7 190H8V189H7ZM7 190H6V191H7ZM12 190H13V189H11L10 191H12ZM43 190H44V189H43ZM6 191H5V192H6ZM14 191L18 192V191L16 190V188H15ZM29 191H30V190H29ZM66 191H68V189H67ZM93 191H94V190H93ZM96 191H99V190H96ZM96 191H95V192H96ZM100 191H101V190H100ZM5 192H4V193H5ZM7 192H8V191H7ZM27 192H26V193H27ZM43 192H44V191H43ZM95 192H94V193H95ZM72 193H73V192H72ZM91 193H92V192H91ZM98 193H99V192H98ZM0 194H1V193H0ZM11 194H12V193H11ZM15 194H16V193H15ZM17 194H18V193H17ZM30 194H32V192H28V196H29V197H30ZM101 194H102V193H101ZM5 195H6V194H5ZM26 195H27V194H25L24 197H28V196H26ZM70 195H72V194H70ZM76 195H77V194H75V196H76ZM1 196H3V195H1ZM17 196H19V195H17ZM23 196H22V197H23ZM75 196H74V197H75ZM92 196H95V195H92ZM96 196H97V195H96ZM98 196H99V195H98ZM101 196H103V194H102ZM20 197H21V195H20ZM35 197H36V195H35ZM35 197H34V198H35ZM69 197H70V196H69ZM4 198H5V196H4ZM7 198H8V196H7ZM11 198H12V197H11ZM11 198H10V200H11ZM14 198H15V196H14ZM70 198H71V197H70ZM94 198H95V197L92 198L93 201H94ZM102 198H103V197H102ZM20 199H21V198H20ZM20 199H19V201H20ZM40 199L43 200L42 198H40ZM49 199H51V198H49ZM74 199L76 200V198H74ZM100 199H101V198H100ZM80 200L83 201L82 199H80ZM96 200H97V199H96ZM16 201H17V200H16ZM23 201H24V200H23ZM31 201H32V200H31ZM39 201H40V200H39ZM39 201L37 202L38 204L40 203ZM43 201H45V200H43ZM97 201H98V200H97ZM102 201H103V199H102ZM6 202H7V201H6ZM11 202H12V201H11ZM24 202H25V201H24ZM28 202H30V201H28ZM50 202H51V200H50ZM76 202L78 203V200H76ZM83 202H84V201H83ZM1 203H2V201H1ZM7 203H8V202H7ZM21 203H22V202H21ZM31 203H32V202H30V204H31ZM84 203H85V202H84ZM86 203L88 204V201H87ZM86 203H85V204H86ZM11 204H12V203H11ZM11 204H9V207H10ZM43 204H46V203L43 202ZM89 204H92V203L89 202ZM93 204H94V203H93ZM93 204H92V205H93ZM13 205L15 206L14 203H13ZM19 205H20V203H19ZM23 205H24V204H23ZM31 205H32V204H31ZM41 205H42V202H41ZM77 205H78V204H77ZM97 205H98V204H97ZM14 206H13V207H14ZM17 206H18V205H17ZM25 206H26V205H25ZM25 206H23V207H25ZM27 206H28V205H27ZM27 206H26L25 208H27ZM78 206H79V205H78ZM84 206H85V205L83 204V207H82V208H84ZM94 206H95V205H94ZM94 206H93V207H94ZM98 206H99V205H98ZM98 206H97V207H98ZM9 207H8V208H9ZM13 207H12V209H13ZM18 207H19V206H18ZM18 207H17V209L19 210ZM34 207H35V206H34ZM34 207L32 206L33 209H34ZM89 207H90V212H91V209H92L93 207H91L90 205H89ZM95 207H96V206H95ZM97 207H96V208H97ZM15 208H16V207H15ZM29 208H30V207H29ZM29 208L27 209V211L29 210V211H30V214H31V212L33 213L34 211H33L31 208H30V209H29ZM2 209H3V208H2ZM6 209H7V208H6ZM17 209H16L15 211H17ZM38 209H39V208H38ZM84 209H85L86 213L88 214V212H89L88 210H89V209H88V208H87V209L84 208ZM84 209H80V210H81V211L83 210L82 213H83V214H86V213L84 212ZM94 209H95V208H94ZM101 209H102L101 207H98V208H97L98 212H96L97 210H96L95 212H96V213H99L100 211H102ZM13 210H14V209H13ZM45 210H46V209H45ZM92 210H93V209H92ZM99 210H100V211H99ZM27 211H26V215H27ZM29 211H28V214H29ZM105 211H106V210H105ZM18 212H19V211H18ZM90 212H89V213H90ZM5 213H6V212H5ZM108 213H111V212L109 211ZM8 214H9V213H8ZM10 214H11V212H10ZM17 214H18V213H16V215H17ZM39 214H40V213H39ZM83 214H82V215H83ZM111 214H113V213H111ZM14 215H15V213H14ZM16 215H15V216H16ZM90 215H91V214H90ZM107 215H108V214H107ZM115 215H116V214L114 213L113 217H114ZM8 216H9V215H8ZM10 216H11V215H10ZM27 216H28V215H27ZM85 216H86V215H85ZM97 216H98V214H97ZM99 216H101L102 220H103V217H104V221H105V219H107V218L105 217V216H106V213H105V216H104L103 213L101 212V214H100ZM108 216H109V215H108ZM108 216H107V217H108ZM82 217H83L82 219H84V215H83ZM91 217H94V216H91ZM91 217L88 216L87 219H89V218H91ZM109 217H110V216H109ZM14 218H15V217H14ZM36 218H37V217H36ZM38 218H39V217H38ZM85 218H86V217H85ZM95 218H96V217H95ZM111 218H112V217H110V219H111ZM114 218H115V217H114ZM17 219H18V218H17ZM30 219H32L31 216H30ZM34 219H35V218H34ZM82 219H81V222L83 223V225H84V222L87 223V224L89 223L87 219H86L87 222H86V220L84 221V220H82ZM92 219H93V218L90 219L91 222L94 223V221H95V222H97L98 224H100V221H98V220H100V218H99V219L97 218L98 220H97V219H96V220H94V219L92 220ZM115 219H116V218H115ZM18 220H19V219H18ZM118 220L120 221V219H118ZM121 220H123V219L121 218ZM34 221H35V220H34ZM79 221H80V220H79ZM79 221H78V222H79ZM83 221H84V222H83ZM104 221H102L103 223L101 222V223L103 224V226L100 224V225L102 226V228L104 227V223H105L106 221H107V224H105V225H108V224H109L108 222L112 223V222H113V218H112V220H111L112 222H111V221H108V220H106L105 222H104ZM37 222H38V220H37ZM81 222H79L78 224H79V225H80V224L82 225ZM114 222L116 223V220H114ZM121 222H122V221H121ZM121 222H119V223H121ZM18 223H19V222H18ZM18 223H17V225H18ZM32 223H33V222H32ZM126 223H127V222H126ZM3 224H4V223H3ZM3 224H2V226H3ZM11 224H12V223H11ZM21 224H22V223H21ZM24 224H25V223H24ZM28 224H29V223H28ZM35 224H36V223L34 222V225H35ZM87 224H86V230H87ZM95 224H96V223H94V225H95ZM98 224H97V225H98ZM122 224H123V223H122ZM166 224H167V223H166ZM166 224H165V230H166V228H168V227H166ZM29 225H30V224H29ZM81 225H80V226H81ZM88 225H89V224H88ZM90 225L93 226V224H90ZM167 225H168V224H167ZM21 226H22V225H21ZM30 226H31V225H30ZM95 226H96V225H95ZM109 226H111L110 228H112V225H111V224H110ZM14 227H15V226H14ZM22 227H23V226H22ZM83 227H85V225H84ZM90 227H91V226H90ZM113 227H116L115 230H117V225H116V224H115V226H113ZM124 227H125V230H124V229H118V230H117L118 232H119L120 230L123 232V234H121L122 236L125 235V234L127 233V231H126V226H124ZM124 227H123V228H124ZM20 228H21V227H20ZM93 228H94V227H93ZM93 228H92V229L89 228V229L92 230V232H93V230H94ZM97 228H98V227H97ZM99 228H100V226H99ZM102 228L99 229L100 232L102 231ZM105 228H106V226H105ZM110 228H106L105 230L102 231V233H103L104 231H106L107 229L109 230ZM112 229H114V228H112ZM112 229H111V230H112ZM128 229H129V228H128ZM128 229H127V230H128ZM10 230H12V229H10ZM26 230H27V229H26ZM108 230H107V231H108ZM111 230H110V233H111ZM123 230H124V231H123ZM0 231H1V229H0ZM14 231H16V228H14V230H12V233H14ZM45 231H46V230H44V232H45ZM95 231H96V230H95ZM95 231H94V232H95ZM107 231H106V232H107ZM170 231H171V229H170ZM88 232H89V230H88L86 233H88ZM90 232H91V231H90ZM94 232H93V234H94ZM112 232H114V231H112ZM118 232H117V236H118ZM122 232H121V233H122ZM125 232H126V233H125ZM129 232H130V233H131V232L134 233V231H130V229H129ZM108 233H109V232H108ZM124 233H125V234H124ZM130 233H127V234H129L130 236H132L133 234L131 233V234H132V235H131ZM166 233H167V235H169L167 231H166ZM88 234H90V233H88ZM100 234H101V233H100ZM105 234H107V233H103V235H105ZM112 234H113V233H112ZM127 234H126V235H127ZM15 235H16V234H15ZM83 235H84V234H83ZM83 235H81V236H82L81 241H82V240H85V239L87 240V239H88L87 237L83 239ZM90 235H91V234H90ZM101 235H102V234H101ZM107 235H108V234H107ZM126 235L124 236V238L122 237L123 239L121 238V239H119V240L124 241L125 238H128ZM170 235H171V234H170ZM170 235H169V236H170ZM85 236H87V235H85ZM93 236H94V238H95V234H94ZM97 236H98V237L100 236L99 233H98ZM108 236H109V235H108ZM111 236H112V235H111ZM114 236H116V235H113V237H111V238H112V239L115 238ZM130 236H129V237H130ZM79 237H80V236H79ZM118 237H120V236H118ZM132 237H133V236H132ZM134 237H135V239L137 238L136 236H134ZM80 238H81V237H80ZM99 238H100V237H99ZM99 238H98V239H99ZM76 239H77V238H76ZM108 239H109V238H108ZM137 239H138V238H137ZM139 239H140V238H139ZM88 240H89V242L85 243V245L87 244V246L90 247V245H88V244H90V243H91L92 241H94L95 239L93 240V239L90 237V239H88ZM100 240H101V238H100ZM114 240H115V239H114ZM119 240H118V241H119ZM128 240L132 241L130 238L127 239V241H128ZM79 241H80V240H79ZM81 241H80V242H81ZM90 241H91V242H90ZM103 241H104V240H103ZM125 241H126V240H125ZM125 241H124V242H125ZM127 241H126V242H127ZM130 241H129V242H130ZM139 241H140V240H139ZM141 241H142V240H141ZM76 242H78V241L76 240ZM82 242H83V241H82ZM95 242H97V244L99 243V245H100V243H101L100 241L98 242V240L94 241V243L92 242L93 245L95 244V246H97V244H96ZM109 242H110V240H109ZM115 242H116V241H115ZM124 242H119V243L121 244V243H124ZM129 242H127V243H129ZM132 242H133V244H132L131 242H130V243L132 244V246H134V243H136L137 240H136V242H135V241H132ZM142 242H143V241H142ZM130 243H129V244H130ZM78 244H79V242H78ZM125 244H126V243H125ZM125 244H124V245H125ZM129 244H128V247H129ZM131 244H130V245H131ZM136 244H137V243H136ZM80 245L82 246V249H83V246H84V245H83V244H80ZM91 245H92V244H91ZM107 245H108V244H107ZM110 245H112V244L110 243ZM124 245H123V247H124V251H125V250L127 249V247H126L127 244H126V246H124ZM101 246H102V248H103V245H101ZM132 246H131L130 248H132ZM135 246H136V245H135ZM198 246H199V249H200V245H198ZM201 246H202V245H201ZM204 246H205V245H204ZM106 247H107V246H106ZM110 247H111V246H110ZM114 247H115V246H114ZM114 247H113V245H112V248H114ZM118 247L121 248L122 246L119 245ZM118 247H116V248H118ZM123 247H122V249H119V251H120V250H123ZM125 247H126V249H125ZM146 247H148V246L146 245ZM202 247H203V246H202ZM90 248H91V247H90ZM102 248H101V247H98V248L96 247V249H98V250H99V249L102 250ZM107 248H108V247H107ZM130 248H128L129 250H128V249H127V250L130 251ZM141 248H142V247H141ZM162 248H164L163 250H165V247L163 246V247H161V248L159 247V248L157 249V251H158V250H162ZM84 249H86V246H84ZM110 249H111V248H110ZM114 249H115V248H114ZM146 249L148 250V248H146ZM92 250H94V249H92ZM106 250H108V249H106ZM106 250L103 249L102 251L105 252ZM112 250H113V249H112ZM127 250H126V251H127ZM131 250H132V249H131ZM139 250H140V247L136 250V252H135L134 254H136ZM163 250L161 251V253H162V254H166V253L163 252ZM88 251H89V250H88ZM88 251H86V252H88ZM96 251H97V250H96ZM96 251H95V252H96ZM114 251H115V250H114ZM142 251H143V250H142ZM154 251H155V250H154ZM154 251H153L154 255L159 253V252H158V253H155L156 251H155V252H154ZM89 252H90V251H89ZM92 252H93V251H91L90 253H92ZM98 252H99V254H100L101 251H98ZM110 252H111V251H110ZM131 252H132V251H131ZM147 252H148V251H147ZM147 252H145V253H147ZM166 252H167V250H166ZM105 253H106V252H105ZM107 253H108V252H107ZM111 253H112V252H111ZM111 253H110V254H111ZM116 253L120 254V253L118 252V250H117ZM125 253H126V252H125ZM92 254H93V253H92ZM114 254H115V253H114ZM127 254H128V252H127ZM159 254H160V253H159ZM159 254H158V255H159ZM162 254H161V255H162ZM104 255H105V254H104ZM104 255H103V256H104ZM120 255H121V254H120ZM122 255H123V253H122ZM132 255H133V253L131 254V256H132ZM140 255H141V254H140ZM142 255H145L144 252L142 253ZM142 255H141L140 257H138L139 259L137 260V262L140 260V258L144 259V258H143L144 256H142ZM154 255H152V256H153L152 259H155V258H156V257H154ZM93 256H94V254H93ZM110 256H111V255H110ZM110 256H109V257H110ZM112 256H113V255H112ZM114 256L116 257V255H114ZM127 256L129 257L130 255H127ZM137 256H138V255L136 254V257H137ZM159 256H160V255H159ZM165 256H166V255H165ZM94 257H95V256H94ZM105 257L108 258L107 256H104L103 258L105 259ZM117 257H118V256H117ZM132 257H134V256H132ZM161 257H162V256H161ZM103 258H101V259H103ZM110 258L113 259V257H110ZM123 258H125V257H123ZM134 258H135V257H134ZM77 259H78V258H77ZM132 259H133V258H132ZM135 259H137V258H135ZM159 259H161V258L159 257ZM162 259H163V257H162ZM94 260H96V259L94 258ZM110 260H111V259H110ZM124 260H125V259H124ZM130 260H131V259H130ZM72 261H73V260H72ZM97 261H100V260H97ZM97 261H96V262H97ZM120 261H121V260H120ZM126 261H127V260H126ZM128 262H129V263H126V264H131V263H132L131 261H128ZM130 262H131V263H130ZM77 263H78V262H77ZM92 263H94L93 260H92ZM100 263H101V261H100ZM138 263H140V262H138ZM141 263H142V262H141ZM65 264H66V263H65ZM94 264H95V263H94ZM96 264H99V262H97ZM118 264H120V263H118ZM124 264H125V263H124ZM136 264H137V263H136ZM149 264H150V263H149Z\"/></svg>","mask_w":264,"mask_h":264}]
</instances>
